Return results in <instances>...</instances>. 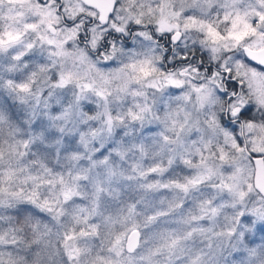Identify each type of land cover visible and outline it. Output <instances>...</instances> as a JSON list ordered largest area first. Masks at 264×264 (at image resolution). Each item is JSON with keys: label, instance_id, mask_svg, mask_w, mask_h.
Returning a JSON list of instances; mask_svg holds the SVG:
<instances>
[{"label": "snow or ice", "instance_id": "snow-or-ice-1", "mask_svg": "<svg viewBox=\"0 0 264 264\" xmlns=\"http://www.w3.org/2000/svg\"><path fill=\"white\" fill-rule=\"evenodd\" d=\"M0 91V264H264V0H0Z\"/></svg>", "mask_w": 264, "mask_h": 264}, {"label": "trees", "instance_id": "trees-1", "mask_svg": "<svg viewBox=\"0 0 264 264\" xmlns=\"http://www.w3.org/2000/svg\"><path fill=\"white\" fill-rule=\"evenodd\" d=\"M16 102H14L9 96H7L6 93L0 91V105H3L5 107H8L9 109H12L13 105ZM264 234V229H261L259 232L256 233V239L254 243L259 244L261 242V235ZM234 258H238L233 254Z\"/></svg>", "mask_w": 264, "mask_h": 264}]
</instances>
